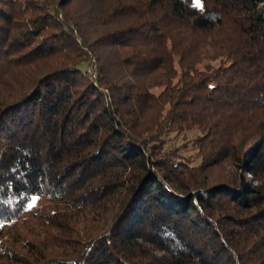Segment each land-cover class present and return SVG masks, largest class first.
Returning a JSON list of instances; mask_svg holds the SVG:
<instances>
[{"label":"trees","instance_id":"obj_1","mask_svg":"<svg viewBox=\"0 0 264 264\" xmlns=\"http://www.w3.org/2000/svg\"><path fill=\"white\" fill-rule=\"evenodd\" d=\"M0 264H264V0H0Z\"/></svg>","mask_w":264,"mask_h":264},{"label":"rangeland","instance_id":"obj_2","mask_svg":"<svg viewBox=\"0 0 264 264\" xmlns=\"http://www.w3.org/2000/svg\"><path fill=\"white\" fill-rule=\"evenodd\" d=\"M188 136H193L194 132H190L187 134ZM184 136H175V134H172V139L169 141L167 145L168 150L172 151H178L180 154H183L185 156L193 155V150L190 149L191 146L186 147ZM247 149V148H246Z\"/></svg>","mask_w":264,"mask_h":264}]
</instances>
